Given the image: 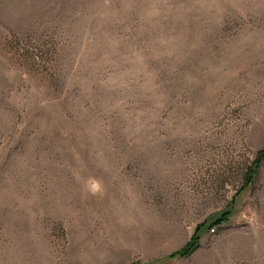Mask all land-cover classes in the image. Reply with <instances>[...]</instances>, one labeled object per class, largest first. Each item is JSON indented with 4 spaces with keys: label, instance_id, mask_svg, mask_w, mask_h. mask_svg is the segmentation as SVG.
Wrapping results in <instances>:
<instances>
[{
    "label": "rangeland",
    "instance_id": "374dc122",
    "mask_svg": "<svg viewBox=\"0 0 264 264\" xmlns=\"http://www.w3.org/2000/svg\"><path fill=\"white\" fill-rule=\"evenodd\" d=\"M0 264H264V0H0Z\"/></svg>",
    "mask_w": 264,
    "mask_h": 264
},
{
    "label": "trees",
    "instance_id": "16d2710c",
    "mask_svg": "<svg viewBox=\"0 0 264 264\" xmlns=\"http://www.w3.org/2000/svg\"><path fill=\"white\" fill-rule=\"evenodd\" d=\"M259 161V160H257ZM256 161V163L258 164V162ZM253 174H254V171H250V174L248 176V181L251 182L253 180ZM224 221V218H219L218 220H216V223H222ZM201 230V226H198L196 228V231L195 233L193 234L192 236V239L191 241L182 249L172 253L171 255H169L167 258L168 259H173L175 257H180V256H186L188 255L189 253L192 252V250L197 246V244L199 243V232Z\"/></svg>",
    "mask_w": 264,
    "mask_h": 264
}]
</instances>
